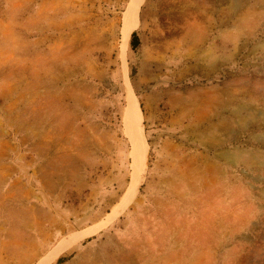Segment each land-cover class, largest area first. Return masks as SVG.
<instances>
[{
	"label": "rangeland",
	"instance_id": "374dc122",
	"mask_svg": "<svg viewBox=\"0 0 264 264\" xmlns=\"http://www.w3.org/2000/svg\"><path fill=\"white\" fill-rule=\"evenodd\" d=\"M131 1L0 0V264H264V0Z\"/></svg>",
	"mask_w": 264,
	"mask_h": 264
},
{
	"label": "bare ground",
	"instance_id": "6f19581e",
	"mask_svg": "<svg viewBox=\"0 0 264 264\" xmlns=\"http://www.w3.org/2000/svg\"><path fill=\"white\" fill-rule=\"evenodd\" d=\"M143 0H132L128 9V14L125 22L124 29V42H126L128 47V42L132 34V30L136 24L139 16L140 7ZM131 112L128 116V127L131 130L133 137L135 138V157H134V178L132 187L123 203L115 207L110 214L111 217H116L124 211L131 200L135 197L139 186L142 184L147 171L148 162V143L144 134V128L142 123V111L140 109L139 103L135 96L131 101ZM83 236V235H82ZM81 239V235L64 238L62 239L55 248L43 257L37 264H53L63 255L71 246L77 243Z\"/></svg>",
	"mask_w": 264,
	"mask_h": 264
},
{
	"label": "trees",
	"instance_id": "16d2710c",
	"mask_svg": "<svg viewBox=\"0 0 264 264\" xmlns=\"http://www.w3.org/2000/svg\"><path fill=\"white\" fill-rule=\"evenodd\" d=\"M140 45H141V40H140L139 34L137 31H135L133 32L131 36L130 49L132 51H137Z\"/></svg>",
	"mask_w": 264,
	"mask_h": 264
}]
</instances>
